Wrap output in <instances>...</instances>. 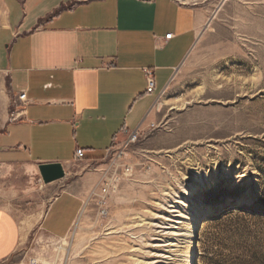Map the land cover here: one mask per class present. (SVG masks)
I'll return each mask as SVG.
<instances>
[{
  "label": "rangeland",
  "instance_id": "obj_1",
  "mask_svg": "<svg viewBox=\"0 0 264 264\" xmlns=\"http://www.w3.org/2000/svg\"><path fill=\"white\" fill-rule=\"evenodd\" d=\"M213 2L203 36L122 157L74 160L50 183L38 164L0 157V207L17 219L42 217L64 189L85 201L68 235L32 230L0 264H217L223 230L264 241V0ZM19 105L0 73V132Z\"/></svg>",
  "mask_w": 264,
  "mask_h": 264
},
{
  "label": "crops",
  "instance_id": "obj_2",
  "mask_svg": "<svg viewBox=\"0 0 264 264\" xmlns=\"http://www.w3.org/2000/svg\"><path fill=\"white\" fill-rule=\"evenodd\" d=\"M213 1L3 0L0 73L20 107L0 132L1 159L64 165L76 160L77 148L88 159L119 147L203 36ZM84 203L64 189L42 217L17 219L0 207V261L32 230L68 235Z\"/></svg>",
  "mask_w": 264,
  "mask_h": 264
},
{
  "label": "trees",
  "instance_id": "obj_3",
  "mask_svg": "<svg viewBox=\"0 0 264 264\" xmlns=\"http://www.w3.org/2000/svg\"><path fill=\"white\" fill-rule=\"evenodd\" d=\"M251 230H223L217 244V264H264V241Z\"/></svg>",
  "mask_w": 264,
  "mask_h": 264
},
{
  "label": "built area",
  "instance_id": "obj_4",
  "mask_svg": "<svg viewBox=\"0 0 264 264\" xmlns=\"http://www.w3.org/2000/svg\"><path fill=\"white\" fill-rule=\"evenodd\" d=\"M172 35H173L172 33L167 34L166 39L171 38ZM147 79H148V91L152 92L154 90V78H153V72L151 70H147ZM18 97L20 100H25L26 94L21 93L19 94ZM139 135H140V128L131 132L128 135L126 141H124L119 147L114 148L113 150L109 152L114 151L118 157H122L124 155V149L127 148L130 144L137 141ZM75 157H76V160L78 161L86 159L87 156H86L85 150L82 148H77ZM28 264H43V263H40L37 259H31Z\"/></svg>",
  "mask_w": 264,
  "mask_h": 264
},
{
  "label": "water",
  "instance_id": "obj_5",
  "mask_svg": "<svg viewBox=\"0 0 264 264\" xmlns=\"http://www.w3.org/2000/svg\"><path fill=\"white\" fill-rule=\"evenodd\" d=\"M38 168L45 183L59 180L66 175L64 165L60 162L41 163Z\"/></svg>",
  "mask_w": 264,
  "mask_h": 264
},
{
  "label": "bare ground",
  "instance_id": "obj_6",
  "mask_svg": "<svg viewBox=\"0 0 264 264\" xmlns=\"http://www.w3.org/2000/svg\"><path fill=\"white\" fill-rule=\"evenodd\" d=\"M207 212H213V210L211 209H208V210H203L199 213L198 217L200 216H203L205 213ZM35 224V223H34ZM199 226V222L198 220L196 219L193 223H191L187 229V232L190 234L193 230H195V228ZM199 230V227L197 229V231ZM191 243L195 245L196 241L195 240H191ZM193 251L195 252L196 251V247L193 248ZM192 251V252H193ZM192 257L194 256V253L191 255ZM193 261L194 260H191L189 264H193Z\"/></svg>",
  "mask_w": 264,
  "mask_h": 264
}]
</instances>
